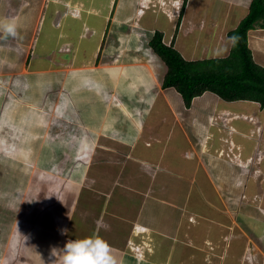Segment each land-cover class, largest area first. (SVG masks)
Instances as JSON below:
<instances>
[{"label": "crops", "instance_id": "crops-1", "mask_svg": "<svg viewBox=\"0 0 264 264\" xmlns=\"http://www.w3.org/2000/svg\"><path fill=\"white\" fill-rule=\"evenodd\" d=\"M138 1L51 0L48 23L43 29L48 0H0V23L15 22L18 33L16 37L5 38L0 31V211L12 213L7 219L6 213L2 212L6 215L4 218L0 212V241L3 244L5 241L6 245L0 249V264H59L57 252L65 243L85 237L107 241L117 264H189L187 231L183 224L186 217L158 219L151 215L142 219L141 209L147 206L145 203L149 199L151 202L147 207L154 203L167 204L151 193L169 189V181H157L155 176L150 190L148 187L138 190L132 186L135 182L131 179L139 175L137 171H124L123 175L118 171L107 184L103 172L90 173L94 169L92 165L134 160L140 170L152 176L155 167L163 166V171L181 179L172 182L174 187L181 182L186 184L188 175L195 174L190 181L193 183L197 178V185L210 194L211 200L206 203L211 209L209 217L215 216L214 207L225 200L220 193L224 182L218 180L215 170L220 163L223 165L216 153L225 144L223 133H228L232 143L240 144L242 157H261L256 164L252 161V168L264 166V108L251 100L226 101L211 91L194 97L189 107L184 106L175 88H162L159 83L165 65L161 76L154 75L149 69L152 64L148 65L142 56L143 45L137 39L141 32L135 27L160 30L163 41L173 43L187 60L225 57L232 44L228 32L247 15L251 0H186L177 28L174 20L165 14L161 19L151 15L154 13L149 10L143 16L137 15ZM72 10L74 14L71 15L68 12ZM263 24L258 20L247 31V46L254 61L262 66ZM168 25L172 31H162H167ZM136 93L147 98L151 96L155 102L162 95L167 113L157 116L159 107L149 101V112L145 117L134 115L120 97L135 96ZM34 105H42L43 109L37 113ZM214 109L229 119L230 125L223 127L220 136L210 130L222 128L218 122H211ZM180 110L181 117L178 118L176 112ZM243 112L261 120V137H255L254 122L238 117ZM151 116L153 121L148 119ZM209 131L218 143L209 142L208 147L215 153L211 156L214 165L208 168L205 163L197 171L189 159L190 145L193 147L195 141L206 143ZM242 137L250 139L248 148ZM164 141H167L166 146ZM112 144L118 147H112ZM111 156L119 157L120 161L110 160ZM33 159L73 161L65 171L72 176L70 184L60 182V178L51 179L59 185L63 183L65 193L64 196L56 193L59 186L56 182L52 207H48L49 215L42 223L47 227L30 234L25 230L17 235L10 232L9 238L8 233L1 236L6 232L4 224L15 230V223L11 224L10 219H16V203L24 200L25 194H30L29 177L35 171ZM144 161H149L152 166L145 165ZM51 169L54 168L43 170L45 173L39 177L52 172ZM40 178L35 186H41V183L45 187L50 179ZM101 181L103 185H100ZM115 183L120 184V195H124V199L119 197L118 191H111V185ZM229 185L230 182L223 186ZM255 185L259 186V183ZM44 187L43 191H46ZM34 192L33 198L38 195L36 190ZM39 193L42 197L46 194ZM120 201L131 202L121 205ZM247 207L261 218L260 207L253 204ZM132 215L134 217L129 218ZM221 220H215L210 228L220 233L219 239L223 233L219 226ZM161 222H170V225H161ZM135 226H145L151 239L150 251L141 257L132 255L128 248V242L132 244L137 240ZM238 228L241 229L238 226L236 231ZM237 236L232 238V241L238 240V246L230 247V264H250L246 253L251 244H256L246 246V238ZM205 237L215 240L208 234ZM144 242L148 244L147 240ZM241 249L243 252L238 259ZM262 253L264 263V250L260 248L254 264H261ZM242 258L243 263H239ZM201 262L204 263L202 259Z\"/></svg>", "mask_w": 264, "mask_h": 264}, {"label": "rangeland", "instance_id": "rangeland-1", "mask_svg": "<svg viewBox=\"0 0 264 264\" xmlns=\"http://www.w3.org/2000/svg\"><path fill=\"white\" fill-rule=\"evenodd\" d=\"M50 1L51 0H48L47 2L49 5L45 10L46 20L44 22V26L42 27L43 29L46 28L47 23H48L47 20L49 18V11L51 8ZM140 2L141 1L139 0L137 6H139ZM155 8L156 7H154V9ZM149 11L154 13V14H151L154 17H158L159 19L163 17L162 15L163 13L161 12L160 9H156V10L150 9ZM174 25H176V22L174 23ZM170 27L171 26L168 27L167 31H165V29L162 31L169 33L172 31ZM152 31L153 30H148L144 28V30L142 31V35H141L143 39L140 37H139L140 39L138 37L137 39L139 41V44L141 46L143 45V51H141L142 56L144 57V59L148 61V65L152 64L151 65L152 68L149 67V69L153 71L154 75L161 76L163 75V71L165 69L164 62L159 56H156L153 52H148V50L145 49V46H146L145 40H147L150 37ZM158 79H159V83H161V80H160L161 77H159ZM143 94H145V92H143ZM120 98H122V100H125L128 107L132 109V112L134 115L137 114V115L145 117L149 112V109H148L149 101H151L154 106L156 104V106L159 107L158 114H157V116L159 115V117H161L163 114H166L168 110V107L162 100V95H159V97L157 98V102H155V100H152L151 96H148L147 98L145 95L140 96L138 93H136L135 96L126 95V96H121ZM34 108L36 109L37 113H39V111L43 109L42 105H34ZM180 112L181 110L179 112H176V116H178V118L181 117ZM212 112L213 113L211 117V122L214 124L218 122L219 124L222 125V128L221 127L220 129L219 127H217V129L210 128V130L213 131L212 134L214 133L215 135L218 132V136H220V133H223V127H225L229 119L226 118L227 115L219 114V112L216 109H214V111ZM246 116H248L249 118L246 119L245 118ZM252 117H253L252 115H249L243 112L240 118L248 121L252 119ZM254 118H255L254 126L256 130L255 137L256 136L261 137L262 136V122L259 118H256L255 116ZM148 119L150 121H153L154 117L151 116ZM186 130H189V129L186 128ZM212 134L210 131L208 134H206V137H207L206 143L205 141L203 142L193 141L194 142L193 147H191L190 145V152H189L190 158L189 159L192 162H194L195 167H197V171L200 168H203V165H205V163H207L208 168L214 165V162L211 159V156L212 154H215V153L210 152V149L208 147H210L211 142L213 145H217L218 143L214 141ZM175 135L178 136V132H176ZM211 137H212V141H210ZM242 139L245 142L244 143L245 146L248 148V146H250V139H248L247 137H242ZM223 140L225 144L223 145V147H220L221 149H219L216 152L218 156L220 157L219 161L220 162L222 161L223 165L221 166V163H220L215 168V170L217 171L216 174L218 175V180L223 181L224 184L230 182L231 185L223 186L224 184H222L223 188L220 189V193L222 194V197L225 198V200H224V203L221 201V205H219L218 207H214V214L215 212L216 214L215 216L212 215L213 217H209L211 216V213H210L211 209L206 204L207 200L208 201L211 200L210 194L206 190L204 191L200 185H197L198 184L197 178L193 183L190 181V177H194V178L196 177L195 174L188 175L189 180L187 181L186 184L184 182H181V184H176L174 187L172 185V182L176 183L177 182L176 180L181 181V179L177 178L176 175L171 174L170 172L163 171L164 170L163 166L155 167L154 169L156 171H159V173L156 174V171H155L154 175L152 176L151 173L146 174L142 170H140L138 168L139 167L138 164H136L137 161H134V160H125V161L121 160L120 161L119 157H117L118 155L116 157L111 156L110 160H113L114 162L120 161L119 164H115V163H105L104 165L93 164L92 168L94 169L91 170L90 173L93 175V174H98L99 172H103L104 180H106L108 184V182H110V180H112L115 177V174L118 171H119V174L121 175H123L124 171H137V174L139 175H137L136 177H132L131 179H132V182H135V185H132V186L134 188H137L138 190L140 188H145V187H148L150 190L151 186L154 185L153 182H154L155 176H156L157 181H161V180L169 181L170 183L169 189L164 190V191L157 190V192L153 191L151 193V195H153L154 197H158L159 199L163 200V202L167 203L168 206L167 204H164L162 205L163 206L162 207L159 203H154L153 206L147 207L148 204H150L151 202V200L149 199L145 203L147 204V206L141 209L142 219L149 218L151 217V215H154L155 218H158V219H163V218L173 219V218H177V216L181 217V215L182 217H186V219L183 220V224L186 225V231H187L186 258L190 259L189 264H204V263L205 264H230V261H229L230 259L229 254H231L230 247L234 245L238 246V240L232 241V238L234 239V236L236 237L238 235L239 237H243L244 239L246 238L245 245L255 243L256 244L255 252L257 253L260 250V248L264 250V245L261 246L264 240L263 242H258V243L256 242L257 239L262 238V237L264 238V221L260 218V216H257L256 214L252 213L251 211L252 209H248L247 207V205L253 204V205H257L258 207H261L264 210V166L263 167L256 166L255 167L256 172L255 174H253L252 170L255 168L253 167L251 169L250 167L252 165L251 164L249 165V162H251L250 157L253 159L251 155H245L244 159L246 161L243 166H240V164L242 165V163L241 161L239 162L240 164L238 163L236 156L234 155L229 156L232 150V142H233L232 140L233 139L230 138L228 133L226 134L223 133ZM256 141L258 143L260 139ZM164 142H165L164 145L166 146L167 141H164ZM238 144L239 143H236V150H237L236 154L240 155L241 149L239 147L240 144L239 145ZM34 145H37V144L35 143ZM111 146L118 147V145H115V144H112ZM260 149L262 150L263 148H260ZM257 150H258V147H257ZM33 162L34 163L32 164H35L33 168L35 169V171L33 172L32 175L29 174L30 175L29 179H31V187H32V189L30 190V194H27V195L25 194L24 200L22 199L19 201L20 203H16V206H15L16 219H10L11 224L13 223V221L15 223L14 224L15 230L12 231L11 225L10 227H8L7 225L3 223L5 226L6 232H4L1 236L8 233L7 237L9 238L11 234L10 232H13L16 234L17 232H20V231L25 232V230L27 234H30L36 231L38 232V230L44 229L45 226L47 227L46 223H44V225L42 223L45 221V218L48 217L49 215L48 207L50 208L52 207L51 203H52V200H54L55 198L54 196L55 188L54 187L55 186L57 187V183L59 185L58 181H56L57 182L56 183L54 181H51V179H53V177H56L57 179L60 178L62 179V180L59 179L60 182L62 181L64 184L66 183L70 184L69 182H70V179H72V176H69L68 174H66L65 171L72 166L73 161L71 160L50 161V160H45V159H41V160L33 159ZM144 163L145 165H148L149 167L152 166L149 164V161L148 163L147 161H144ZM50 167L54 168V169H51L52 172H49L45 176H40L45 179H50L49 181L47 180L48 182L46 183V186L44 187L43 184L41 183H40L41 186L39 185L35 186V184H39L40 182L41 178L39 177V174L41 173L44 174L45 172H43V170L50 168ZM248 167L250 168V170L246 173L245 170ZM193 169H196V168H193ZM208 171L211 173L210 169H208ZM212 172L214 173L213 170ZM237 174L239 175L238 177H236ZM258 183H259V186L255 185ZM62 184L58 186L57 188L58 191H56V193L64 196L65 190H63L62 188L63 187ZM100 185H103L102 181L100 182ZM155 185L158 186V184H155ZM111 186H112L111 191L113 190L114 193H117L118 191L119 197L121 199H124V195H120L121 193L120 184L115 183V184H112ZM42 187H44L46 191H43L44 189ZM34 190H36L38 195L37 197L35 195V197L33 198L35 194ZM39 192L41 193L46 192V194H44L42 197ZM47 196H48V200H47ZM34 199H36V201ZM127 200H130V198ZM130 202L131 201L129 202L120 201V204L129 205ZM112 203H115V200H113ZM185 203H186V208L184 207ZM18 210L20 211V214H18ZM183 210H185L186 214L184 213ZM6 211L1 209L0 212L4 218L7 215V219H9L12 216V213L8 210ZM2 212H5L6 215H4ZM260 212L264 216L262 210H260ZM100 216L104 217L105 215H100ZM239 216L241 218H239ZM133 217L134 215L129 216V218H133ZM219 218H222V220L219 223V226H221V228L223 229L222 237H220V239L218 237L220 233H217L215 230L211 231L212 229H210L214 225L213 222ZM163 224L169 226L170 222H165V223L161 222V225ZM237 225L241 228V229L238 228L239 229L238 231H236V228L238 227ZM207 234L210 237L213 236L215 240L209 237H205ZM143 235L146 236L145 234ZM144 239L148 240L149 235H147L146 237H142V236L140 238L137 237V240L132 245L133 249L129 250L132 253V255H138L139 257L140 256V253H138L139 251L145 253L144 247H140V244L143 245L142 240ZM259 246L261 247L259 248ZM2 247L3 249L6 247L5 241H4V244L1 243L0 241V249ZM137 249L139 251H137ZM242 252L243 250L241 249L238 255V259L240 258ZM131 253H129L130 258H132ZM262 255L263 253L261 254V256ZM187 259H186V262H187ZM201 259L203 260L204 263L202 262L199 263ZM239 263H243V258L242 260L239 261ZM255 264L257 263L255 262ZM261 264H264L263 256L261 258Z\"/></svg>", "mask_w": 264, "mask_h": 264}, {"label": "trees", "instance_id": "trees-1", "mask_svg": "<svg viewBox=\"0 0 264 264\" xmlns=\"http://www.w3.org/2000/svg\"><path fill=\"white\" fill-rule=\"evenodd\" d=\"M258 20L264 22V0H251L247 15L228 32L232 39L229 54L196 60L185 59L155 30L149 45L166 65L162 88H175L186 107L194 97L211 91L223 100L247 99L264 108V66L254 61L247 46V31Z\"/></svg>", "mask_w": 264, "mask_h": 264}, {"label": "clouds", "instance_id": "clouds-1", "mask_svg": "<svg viewBox=\"0 0 264 264\" xmlns=\"http://www.w3.org/2000/svg\"><path fill=\"white\" fill-rule=\"evenodd\" d=\"M140 1L141 2L139 3V6H137V9H136L137 15L143 16V14L146 10L160 9L161 12L163 14H165L170 20H174V22H176V25H175L176 28L178 26L177 21L181 17L182 10H183L185 3H186V0H163L164 4H162L159 7L158 5L152 6L151 2L158 3L162 0H140ZM176 5H178V8L176 7ZM154 7H156V8L154 9ZM68 13L72 15V14H74V10L69 11ZM58 23H59V21H58ZM135 24L136 25L138 24L137 20L135 21ZM135 27H137L139 29V31L141 32L137 37L142 38L141 35H142V31L144 30V28L139 26V25L135 26ZM155 30H157V29H154L151 32L150 37L147 40H145V42H146V48L145 49H147L148 52H150L149 47L151 48V46L149 45V40L153 36ZM0 31H3V33L5 34V38H7V36L16 37L18 35L17 25L15 22L0 23ZM169 44H170V42H169ZM151 52L156 54L152 48H151ZM240 100H247V99H240ZM231 101H234V100H231ZM238 117H241V115H238ZM245 118L247 119L249 117L246 116ZM254 119L255 118L253 116L252 119H250L249 121L254 122ZM226 125L227 126L230 125L229 122ZM230 129H232V127ZM255 132H256V130H255ZM236 152H237L236 144L232 143V150H231L229 156H232V155L236 156L238 163L241 161L244 165L246 160L244 159V157L241 156V154L237 155ZM257 152H260V151H257ZM260 159H261V157L259 158V155H257L254 159H252L250 157L251 162H249V165L252 163L253 160H254L253 163L256 164L257 163L256 160L259 161ZM250 168H252V166ZM250 168L248 167L245 170L246 173L250 170ZM254 168H255V166H254ZM252 171H253V174H255L256 168L253 169ZM258 210L259 211L262 210V212L264 214V210L261 207ZM260 214H261V212H260ZM261 219L264 221V216L262 214H261ZM134 232H136L135 235L138 238H140L141 236L143 237L144 236L143 234H145L146 236L148 235V230L146 229L145 226H135ZM146 236H144V237H146ZM145 240L146 239H144L142 241L143 245L140 244V247H144L145 252H148V251H150V248H151V246H150L151 239L149 237V239L147 240L149 245L146 242H144ZM263 240H264V238L262 237V238L257 239L256 242L257 243L263 242ZM132 245H133V243L129 244V242H128L129 250L133 249ZM263 245H264V242L261 246H263ZM255 247L256 246H254V244L253 245L251 244L247 250V253H246V260L250 264H252L256 260L257 252H255ZM137 251H139V250L137 249ZM138 253H140V257L143 256V254H144L143 252H140V251ZM56 258L59 259V264H117L116 258L112 254L111 246L108 244L107 241H105L104 239L99 238V237H85L82 239L69 240L68 242L65 243L64 248L62 250H60L59 252H57Z\"/></svg>", "mask_w": 264, "mask_h": 264}, {"label": "built area", "instance_id": "built-area-1", "mask_svg": "<svg viewBox=\"0 0 264 264\" xmlns=\"http://www.w3.org/2000/svg\"><path fill=\"white\" fill-rule=\"evenodd\" d=\"M162 4H164V1H163V0L160 1V2H158V3L151 2V5H152V6H156V5H158V6L160 5V6H161ZM176 7L178 8V5H176Z\"/></svg>", "mask_w": 264, "mask_h": 264}, {"label": "bare ground", "instance_id": "bare-ground-1", "mask_svg": "<svg viewBox=\"0 0 264 264\" xmlns=\"http://www.w3.org/2000/svg\"><path fill=\"white\" fill-rule=\"evenodd\" d=\"M14 127V126H13ZM16 129V128H15ZM14 131V130H13ZM18 131V130H17ZM15 132H13V134H14ZM13 134H12V136H13ZM11 136V135H10ZM14 143V142H13ZM16 144V143H15ZM14 147V146H13ZM13 152V151H12ZM10 153V152H9Z\"/></svg>", "mask_w": 264, "mask_h": 264}]
</instances>
